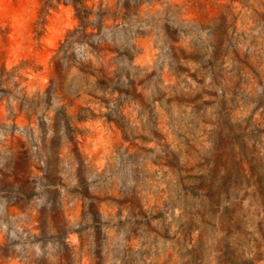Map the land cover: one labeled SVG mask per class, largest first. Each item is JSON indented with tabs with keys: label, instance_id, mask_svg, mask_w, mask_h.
<instances>
[{
	"label": "rangeland",
	"instance_id": "374dc122",
	"mask_svg": "<svg viewBox=\"0 0 264 264\" xmlns=\"http://www.w3.org/2000/svg\"><path fill=\"white\" fill-rule=\"evenodd\" d=\"M41 8L0 0V264H264V0L144 4L109 104L57 89L78 19Z\"/></svg>",
	"mask_w": 264,
	"mask_h": 264
},
{
	"label": "trees",
	"instance_id": "16d2710c",
	"mask_svg": "<svg viewBox=\"0 0 264 264\" xmlns=\"http://www.w3.org/2000/svg\"><path fill=\"white\" fill-rule=\"evenodd\" d=\"M156 1L161 0H117L115 6H110L103 0L99 4L91 0H41L40 19L36 22V31L39 35L45 29L46 15L61 3L71 4L78 19V24L70 29L65 38L60 41L54 55V65L61 77L57 89L63 93L64 97L75 95V98H82L83 94H86L91 96L89 102L98 101L101 104H109L112 99L105 98V94L122 91L120 85L123 71L134 66L135 57L139 52L134 39L138 35L151 32L150 30H139L133 26L136 23L149 24L148 19L140 14L141 7L144 4L151 5ZM169 38L171 41L178 40L171 34ZM73 45L79 48L81 56L69 52ZM108 50L117 52L113 59L126 62V65L109 72L103 63ZM91 56L99 60L100 64H95L91 59L87 60V57ZM73 68H77L80 73L79 83L75 85L67 83L69 73ZM92 77L95 79L91 80ZM130 82H132L131 79ZM99 92L103 95H99ZM81 110L88 114L81 115L80 118H86L90 114L95 115L94 109L90 107ZM102 113L108 120L114 119L112 112ZM0 251L6 257L10 255L5 248Z\"/></svg>",
	"mask_w": 264,
	"mask_h": 264
}]
</instances>
